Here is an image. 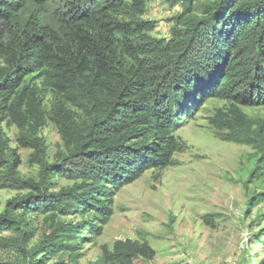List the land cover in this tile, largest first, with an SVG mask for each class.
Here are the masks:
<instances>
[{
	"label": "trees",
	"instance_id": "1",
	"mask_svg": "<svg viewBox=\"0 0 264 264\" xmlns=\"http://www.w3.org/2000/svg\"><path fill=\"white\" fill-rule=\"evenodd\" d=\"M146 8L147 0H0V116L25 123L34 93L24 82L36 74L84 113L77 121L63 112L66 154L58 162L49 164L38 138L32 140L38 182L21 180L13 151L0 142V189L31 191L0 215V248L18 252L21 264L69 254L85 230L59 224L27 250L34 237L27 213L68 216L84 209L106 221L111 188L172 166L182 150L175 132L191 101H230V114L219 112L226 118L212 125L264 155V127L253 137L239 107L264 105V0L209 3L201 17L173 29L169 41L149 35L154 27L143 20ZM255 173L264 175V158ZM57 175L87 185L50 193ZM7 231L16 237H3ZM155 253L147 242L117 241L111 250L103 247L100 264H133Z\"/></svg>",
	"mask_w": 264,
	"mask_h": 264
},
{
	"label": "rangeland",
	"instance_id": "2",
	"mask_svg": "<svg viewBox=\"0 0 264 264\" xmlns=\"http://www.w3.org/2000/svg\"><path fill=\"white\" fill-rule=\"evenodd\" d=\"M217 1L147 0L143 20L153 25L152 38L169 41L181 22L201 17L204 7ZM24 87L34 93L23 111L25 123L0 116V142L13 151L21 180L38 182L40 166L32 140L38 138L49 164L58 162L66 154L63 112L77 121L84 113L37 74L26 77ZM239 107L256 137L264 127V105ZM231 108L230 101L217 98L188 103L175 132L182 150L174 154L172 166L148 170L130 184L111 188L108 220L84 209L68 216L56 211L27 213L34 230L27 250L47 239L59 224L76 226V232L85 229L69 254L39 256L37 264H100L103 247L111 250L124 240L147 242L156 252L152 260L138 258L133 264H264V175L255 173L264 155L235 141L231 131L212 125L213 120L226 118L222 114H230ZM66 164L74 169L69 161ZM3 174L0 168V177ZM72 178L55 176L50 193L80 191L87 185ZM30 193L0 189V215L10 202ZM2 236L13 239L16 234L7 231ZM21 262L15 250L0 248V264Z\"/></svg>",
	"mask_w": 264,
	"mask_h": 264
}]
</instances>
